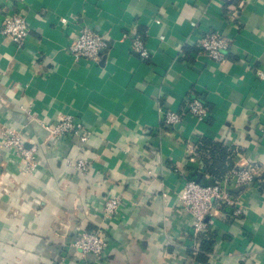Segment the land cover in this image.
I'll list each match as a JSON object with an SVG mask.
<instances>
[{
	"label": "crops",
	"instance_id": "crops-1",
	"mask_svg": "<svg viewBox=\"0 0 264 264\" xmlns=\"http://www.w3.org/2000/svg\"><path fill=\"white\" fill-rule=\"evenodd\" d=\"M19 11L25 44L0 30V143L18 132L36 165L0 145V264H204L190 252L207 240V264H264V0H0V27ZM82 25L106 37L99 62L68 51ZM206 32L230 39L223 62L196 46ZM136 35L146 58L132 49ZM193 97L205 119L163 123V109ZM63 113L90 131L86 141L48 135ZM204 138L257 176L233 191L239 212L214 209L196 234L178 197L188 179H219ZM110 196L121 206L106 216ZM91 229L109 243L102 259L72 245Z\"/></svg>",
	"mask_w": 264,
	"mask_h": 264
},
{
	"label": "built area",
	"instance_id": "built-area-1",
	"mask_svg": "<svg viewBox=\"0 0 264 264\" xmlns=\"http://www.w3.org/2000/svg\"><path fill=\"white\" fill-rule=\"evenodd\" d=\"M60 21L65 23L67 18L60 17ZM0 30L10 42L17 46H23L30 35L27 19L20 11L6 15L2 20ZM195 44L209 58L216 62H223L230 46V39L216 32H206L198 37ZM106 46V37L101 32L82 25L72 36L68 51L74 59L99 62ZM132 49L143 58L149 55L139 35L133 37ZM259 75L262 76V73L259 72ZM186 115H192L201 120L205 119L208 115L207 106L201 98L193 97L187 99L180 110L163 109L162 121L168 125H176ZM45 128L49 136H75L81 142L86 141L90 134L83 123L70 113H63L55 123L45 125ZM0 145L11 148L20 155L25 160V167L33 169L36 165L34 155L36 147L32 145L27 148L18 132H5ZM75 167L83 172L88 170L89 164L85 159L79 158L75 161ZM256 176L257 165L245 161L240 168L230 169L223 177L210 184H201L196 180L188 179L179 194L178 209L190 217L191 227L196 234L205 233L208 229L206 217L211 215L214 209L232 207L234 213L239 212L236 209L238 196L233 191L238 187L250 185ZM120 206V197L110 196L104 201L102 213L106 216L112 215ZM72 245L82 256L92 255L96 259L106 256L109 247L106 237L99 229L78 231ZM196 253L197 251L193 249L190 255L194 256Z\"/></svg>",
	"mask_w": 264,
	"mask_h": 264
},
{
	"label": "trees",
	"instance_id": "trees-1",
	"mask_svg": "<svg viewBox=\"0 0 264 264\" xmlns=\"http://www.w3.org/2000/svg\"><path fill=\"white\" fill-rule=\"evenodd\" d=\"M200 147L203 149H209L210 150V156L207 161L206 165L209 168L211 174L218 176L220 178L223 176V174L230 168H233L235 164L231 163L230 161L227 160V155L230 154V150H228L226 147L220 145L217 142L211 141L207 138L202 139ZM228 161V164L226 163ZM198 181L201 184H210L213 183L214 180H199V179H194ZM210 245L211 241H203L202 248L205 250L204 253L199 252L196 253V259L201 261V263L207 264L206 263V256L205 253L210 250Z\"/></svg>",
	"mask_w": 264,
	"mask_h": 264
}]
</instances>
